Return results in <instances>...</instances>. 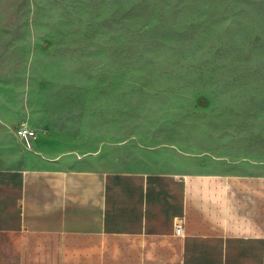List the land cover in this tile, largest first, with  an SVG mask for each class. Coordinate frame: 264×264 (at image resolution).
<instances>
[{"label":"rangeland","instance_id":"374dc122","mask_svg":"<svg viewBox=\"0 0 264 264\" xmlns=\"http://www.w3.org/2000/svg\"><path fill=\"white\" fill-rule=\"evenodd\" d=\"M23 124L84 168L264 165V0H0V167Z\"/></svg>","mask_w":264,"mask_h":264},{"label":"crops","instance_id":"0c3cea01","mask_svg":"<svg viewBox=\"0 0 264 264\" xmlns=\"http://www.w3.org/2000/svg\"><path fill=\"white\" fill-rule=\"evenodd\" d=\"M59 147L0 167V264H264V165L103 171Z\"/></svg>","mask_w":264,"mask_h":264},{"label":"built area","instance_id":"2783aa9c","mask_svg":"<svg viewBox=\"0 0 264 264\" xmlns=\"http://www.w3.org/2000/svg\"><path fill=\"white\" fill-rule=\"evenodd\" d=\"M36 132L28 127L27 125L23 124L17 127L16 129V136L23 141L27 149H30L31 144H32V139L35 136ZM183 226H184V221L183 219H178L177 222L175 223V234L180 236L182 235L183 232Z\"/></svg>","mask_w":264,"mask_h":264},{"label":"bare ground","instance_id":"6f19581e","mask_svg":"<svg viewBox=\"0 0 264 264\" xmlns=\"http://www.w3.org/2000/svg\"><path fill=\"white\" fill-rule=\"evenodd\" d=\"M37 139V138H36ZM32 143H33V139H32Z\"/></svg>","mask_w":264,"mask_h":264}]
</instances>
